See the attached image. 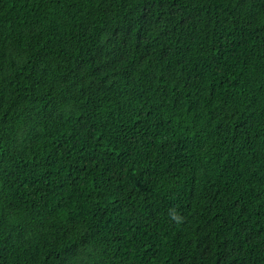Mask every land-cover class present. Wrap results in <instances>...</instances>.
<instances>
[{
	"label": "trees",
	"instance_id": "trees-1",
	"mask_svg": "<svg viewBox=\"0 0 264 264\" xmlns=\"http://www.w3.org/2000/svg\"><path fill=\"white\" fill-rule=\"evenodd\" d=\"M0 264H264V0H0Z\"/></svg>",
	"mask_w": 264,
	"mask_h": 264
},
{
	"label": "clouds",
	"instance_id": "clouds-1",
	"mask_svg": "<svg viewBox=\"0 0 264 264\" xmlns=\"http://www.w3.org/2000/svg\"><path fill=\"white\" fill-rule=\"evenodd\" d=\"M169 215L172 220H174L176 223H181L182 222V217L179 216L174 209L169 210Z\"/></svg>",
	"mask_w": 264,
	"mask_h": 264
}]
</instances>
